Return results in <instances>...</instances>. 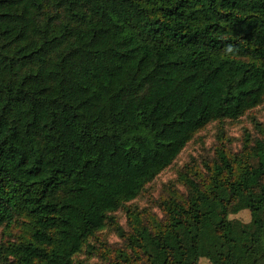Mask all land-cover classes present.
Segmentation results:
<instances>
[{"label": "trees", "instance_id": "trees-1", "mask_svg": "<svg viewBox=\"0 0 264 264\" xmlns=\"http://www.w3.org/2000/svg\"><path fill=\"white\" fill-rule=\"evenodd\" d=\"M263 101L264 0H0V264H264L259 123L130 205Z\"/></svg>", "mask_w": 264, "mask_h": 264}, {"label": "rangeland", "instance_id": "rangeland-1", "mask_svg": "<svg viewBox=\"0 0 264 264\" xmlns=\"http://www.w3.org/2000/svg\"><path fill=\"white\" fill-rule=\"evenodd\" d=\"M255 123H259L264 127V101L261 105L247 112L237 121H227L222 124L214 123L208 125L193 137L173 165L162 172L150 185H148L144 193L130 205L132 207L135 205L141 209L148 207V209L153 208V210H155L154 202L161 195L166 184L176 180L178 172L182 170L183 166L188 162L190 163L191 160H195V162L199 163L203 156L211 154L212 148L217 141L216 135L218 137L220 129H223L226 138H229V145L233 149H238L245 133L255 135ZM114 215L119 224L125 226L124 214L121 211H118ZM231 218H237L241 221H246L248 219L247 214L244 212L232 215ZM2 237L3 236L0 232V240ZM96 238H99L104 241L105 244L109 245L119 243V239L116 237L114 229L110 228V226L100 231ZM90 243L95 246V249L85 248L76 258L77 261L82 264H97L99 262V258L95 256L96 251L99 249V245L94 238L91 239ZM199 264H209V262L206 260H200Z\"/></svg>", "mask_w": 264, "mask_h": 264}]
</instances>
